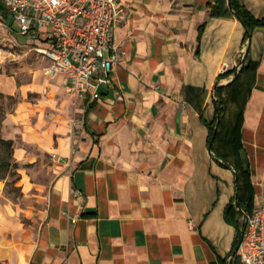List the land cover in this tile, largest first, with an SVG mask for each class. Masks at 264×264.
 <instances>
[{"label": "crops", "instance_id": "crops-1", "mask_svg": "<svg viewBox=\"0 0 264 264\" xmlns=\"http://www.w3.org/2000/svg\"><path fill=\"white\" fill-rule=\"evenodd\" d=\"M120 1L113 38L124 54L100 98L81 100L74 111L67 98H30L41 90L0 73V91L21 96L4 121L20 138L14 155L51 156L57 170L39 220L26 222L0 194V258L246 264L234 255L239 228L224 216L237 194L235 156L222 138L219 156L210 151L207 121L216 117V98L233 91L227 116L242 113L252 212L264 194V27L246 40L230 0ZM240 2L264 16V0ZM53 80L65 86L62 75ZM248 212L238 214L240 224Z\"/></svg>", "mask_w": 264, "mask_h": 264}, {"label": "built area", "instance_id": "built-area-1", "mask_svg": "<svg viewBox=\"0 0 264 264\" xmlns=\"http://www.w3.org/2000/svg\"><path fill=\"white\" fill-rule=\"evenodd\" d=\"M17 32L29 36L48 60L49 76L62 75L76 99L95 100L124 52L113 38L122 22L120 0H2ZM80 196L79 191L74 192ZM238 255L246 264H264V194L246 215ZM0 264H9L0 258Z\"/></svg>", "mask_w": 264, "mask_h": 264}, {"label": "rangeland", "instance_id": "rangeland-1", "mask_svg": "<svg viewBox=\"0 0 264 264\" xmlns=\"http://www.w3.org/2000/svg\"><path fill=\"white\" fill-rule=\"evenodd\" d=\"M29 40V36L20 35L13 25L0 20V73L13 75L19 85L31 83L41 90L30 93V98L40 94L67 98L75 111L81 100L72 96L66 86L54 87V76L47 75L45 71L48 60ZM19 95L17 93L14 98H9L0 91V137L12 141L9 144L0 140V194L4 200L18 205L22 218L30 222L35 218L39 220L42 211L47 207L50 186L57 176V170L51 156H43L30 162L20 161L14 155L17 140L20 138L12 125L5 128L4 121L20 100Z\"/></svg>", "mask_w": 264, "mask_h": 264}, {"label": "trees", "instance_id": "trees-1", "mask_svg": "<svg viewBox=\"0 0 264 264\" xmlns=\"http://www.w3.org/2000/svg\"><path fill=\"white\" fill-rule=\"evenodd\" d=\"M230 7L232 12L242 21L246 28V40H250L252 38V35L256 28L258 27H264V16L259 17L256 16L244 3H241L240 0H230ZM11 13L9 12L8 8L5 6V4L0 0V19L4 20L6 23L11 18ZM217 14L216 8L212 9V15ZM12 25L13 23L10 22ZM243 69V68H242ZM242 71V70H241ZM240 71V72H241ZM240 74V73H239ZM238 77H236L229 85L231 86L237 81ZM227 86H221V87H227ZM218 87V88H221ZM235 95L233 91L227 93L225 96H218L215 100L216 104V117L211 121H207V125L209 127L210 132V141L213 137V134L215 132L216 125L218 121H220L219 128L217 131V135L215 137L212 150L216 152V154L219 156V152L217 149V144L221 138L223 139V142L225 143L226 147H230V152L235 156L234 160V168L236 170V176H237V194L235 197V201L230 202L229 205L226 208V220L230 223L235 224L238 228V239L236 240L237 246L243 235V226L245 222L240 224L238 220V214L240 212H245L247 208L252 204L253 200V184L251 180V168L249 165L245 166L242 156V146H241V111H238L234 117L228 118L227 111L230 107V103L233 102V99L235 98ZM9 98H14L12 95H8ZM226 136H228L226 138ZM1 141H6L9 144L12 143L11 140H4L0 137ZM229 153H227L228 155ZM223 158L224 162L226 164H229L231 161L229 159ZM240 209V211L238 210ZM251 212H248L247 215H249Z\"/></svg>", "mask_w": 264, "mask_h": 264}, {"label": "water", "instance_id": "water-1", "mask_svg": "<svg viewBox=\"0 0 264 264\" xmlns=\"http://www.w3.org/2000/svg\"><path fill=\"white\" fill-rule=\"evenodd\" d=\"M248 51H249V49L247 50V55H248ZM219 124H220V121H218V123H217V125H216V128H215V132H214L213 137H212V139H211V141H210V151H211V152H212V147L214 146L213 143H214L215 137H216V135H217V131H218V128H219ZM239 246H240V244H238V245L236 246L235 251L238 250Z\"/></svg>", "mask_w": 264, "mask_h": 264}]
</instances>
